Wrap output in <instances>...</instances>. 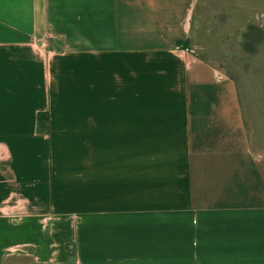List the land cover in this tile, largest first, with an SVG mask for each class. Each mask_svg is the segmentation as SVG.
Instances as JSON below:
<instances>
[{"label":"crops","instance_id":"0c3cea01","mask_svg":"<svg viewBox=\"0 0 264 264\" xmlns=\"http://www.w3.org/2000/svg\"><path fill=\"white\" fill-rule=\"evenodd\" d=\"M198 1L0 0V264H264V109Z\"/></svg>","mask_w":264,"mask_h":264},{"label":"rangeland","instance_id":"374dc122","mask_svg":"<svg viewBox=\"0 0 264 264\" xmlns=\"http://www.w3.org/2000/svg\"><path fill=\"white\" fill-rule=\"evenodd\" d=\"M201 1H205L206 17L209 15L208 11L211 12V18H206V21L212 20L213 15L226 7V4L229 7L232 17L227 16V28L229 29L227 39H229V43H233V40H238L241 36L239 47L240 54L241 50L243 51V67L240 65L242 63L240 61L237 66L245 85V94L249 96L245 108L264 109V0H199L197 3ZM240 12L245 18L251 17L247 22L246 19L244 20L242 30L236 25L239 21L235 20ZM233 16H235L234 19ZM214 31L216 30H212L209 34L212 35ZM230 52L233 54L234 49L230 48ZM36 194L38 198L42 195L39 191ZM4 264L32 263L27 258H6Z\"/></svg>","mask_w":264,"mask_h":264},{"label":"built area","instance_id":"2783aa9c","mask_svg":"<svg viewBox=\"0 0 264 264\" xmlns=\"http://www.w3.org/2000/svg\"><path fill=\"white\" fill-rule=\"evenodd\" d=\"M68 248H71V245H68Z\"/></svg>","mask_w":264,"mask_h":264}]
</instances>
